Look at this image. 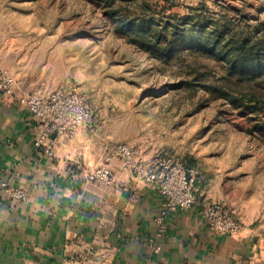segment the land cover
<instances>
[{"label": "rangeland", "instance_id": "rangeland-1", "mask_svg": "<svg viewBox=\"0 0 264 264\" xmlns=\"http://www.w3.org/2000/svg\"><path fill=\"white\" fill-rule=\"evenodd\" d=\"M113 4L0 0V68L14 76L22 96L77 87L93 113L85 130L97 148L124 143L142 158L175 157L196 169L198 198L225 205L240 225L236 233L252 236L264 253V102L247 114L244 106L255 104L249 94L241 105L209 92V83L224 85L216 59L184 52L165 60L143 46L156 32L173 38L174 26L196 22L228 21L235 30L262 33L264 0ZM146 23L145 42L121 30Z\"/></svg>", "mask_w": 264, "mask_h": 264}, {"label": "crops", "instance_id": "crops-1", "mask_svg": "<svg viewBox=\"0 0 264 264\" xmlns=\"http://www.w3.org/2000/svg\"><path fill=\"white\" fill-rule=\"evenodd\" d=\"M20 95L0 91V264H264L252 236L216 234L198 206L166 213L119 160L111 184L89 179L109 144L97 148L85 129L60 137L48 158ZM3 183L29 198H11Z\"/></svg>", "mask_w": 264, "mask_h": 264}, {"label": "built area", "instance_id": "built-area-1", "mask_svg": "<svg viewBox=\"0 0 264 264\" xmlns=\"http://www.w3.org/2000/svg\"><path fill=\"white\" fill-rule=\"evenodd\" d=\"M16 88L14 76L0 68V91L7 96H15ZM19 101L27 105L37 119L35 145L48 158L54 157L60 137L73 139L80 130L91 127L93 113L75 86L60 85L46 94L20 95ZM114 160H119L139 182L163 197L166 213L183 212L198 206L201 220L216 234L234 235L240 229L225 205L199 200L195 185L197 171L179 158L157 156L145 159L128 144L108 146L105 165L95 167L89 173V179H100L111 184L115 177L112 167ZM2 185L4 192L13 199L23 201L29 198L24 188H13L7 183Z\"/></svg>", "mask_w": 264, "mask_h": 264}, {"label": "trees", "instance_id": "trees-1", "mask_svg": "<svg viewBox=\"0 0 264 264\" xmlns=\"http://www.w3.org/2000/svg\"><path fill=\"white\" fill-rule=\"evenodd\" d=\"M114 1L106 0L111 7L114 6ZM186 23L190 24L191 21ZM209 26L208 22L193 23L188 29L176 25L172 29L173 38L166 37L161 31L156 32L153 34L155 38L149 39L148 44L143 43V46L155 52V57L165 60L178 59L182 57L181 54L187 52L188 56L201 55L221 62L224 69L223 88L216 84L212 85L208 79L204 82L210 85L206 83L205 86L212 94L219 92L218 96L225 97L234 104L237 101L241 105L244 104L245 93L249 94L252 98L250 101H255V104L245 105L243 112L250 114L256 110L259 103L264 102V31L260 33L256 28L252 31L247 29L238 31L231 27L228 21ZM121 30L134 31L140 38L136 40L145 42V37L149 36L146 33L150 32L151 28L146 23L138 27L123 25ZM226 88L235 90L239 96L234 98L235 95L231 96V91Z\"/></svg>", "mask_w": 264, "mask_h": 264}]
</instances>
